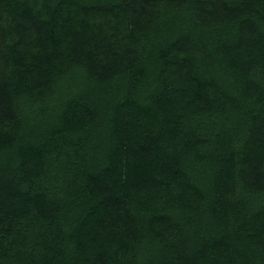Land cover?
Instances as JSON below:
<instances>
[{"label": "trees", "instance_id": "16d2710c", "mask_svg": "<svg viewBox=\"0 0 264 264\" xmlns=\"http://www.w3.org/2000/svg\"><path fill=\"white\" fill-rule=\"evenodd\" d=\"M0 264H264V0H0Z\"/></svg>", "mask_w": 264, "mask_h": 264}]
</instances>
